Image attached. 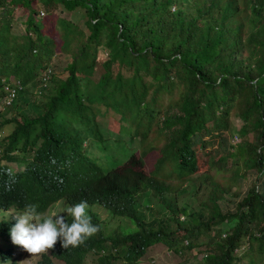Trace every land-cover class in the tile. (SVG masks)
I'll use <instances>...</instances> for the list:
<instances>
[{"label":"trees","instance_id":"obj_1","mask_svg":"<svg viewBox=\"0 0 264 264\" xmlns=\"http://www.w3.org/2000/svg\"><path fill=\"white\" fill-rule=\"evenodd\" d=\"M76 10L74 21L63 14ZM262 17L264 0H0V98L5 83L20 82L0 139V207L86 200L99 231L58 248L65 264H83L87 252L90 264H134L149 245L177 253L206 233L198 264H264ZM108 115L124 125L115 137L100 129ZM8 167H22L10 189ZM199 175L209 188L189 210L177 197ZM143 195L170 214L146 223ZM93 205L128 225L104 228Z\"/></svg>","mask_w":264,"mask_h":264},{"label":"clouds","instance_id":"obj_2","mask_svg":"<svg viewBox=\"0 0 264 264\" xmlns=\"http://www.w3.org/2000/svg\"><path fill=\"white\" fill-rule=\"evenodd\" d=\"M261 22L264 24V17L261 18ZM45 70L47 69L42 70L40 75L48 71ZM41 80L43 84L46 81L44 79ZM19 87V80L3 85L5 92L0 99L4 106L9 107L16 96L15 90ZM10 88H13L14 94L7 100V91ZM4 134L0 132V139ZM235 139L236 136H232L231 142H234ZM2 152V146L0 145V163H2ZM20 169L22 167L11 169L8 167L1 171V175L4 177V185L9 189L15 183L17 172ZM60 182L62 183V180ZM51 185L55 187L59 186L57 182H53ZM153 198L156 197L144 195L141 198H137L140 216L146 223L153 220L151 225H154L157 220L161 219H155L154 216L148 219L145 218L146 214L144 210H150L152 204H156ZM156 199L158 203H161L158 198ZM60 200L65 201L62 198H58L42 211H38V206L32 203L25 204L23 208L14 205H9L6 208L0 207V212H2L0 219L8 221L3 228L2 235H0V263L18 264V261L21 259L19 256L21 255L24 258L29 256L33 260V264H65V261L57 256L58 248L68 249L70 247H78L97 234L99 225L93 224L92 218L88 213V203L86 200L75 204L65 201L69 206L63 208L60 212L44 214L56 201ZM151 202L153 203L151 204ZM7 208H10L9 213L3 215V211ZM68 217H71V222L68 221Z\"/></svg>","mask_w":264,"mask_h":264},{"label":"rangeland","instance_id":"obj_3","mask_svg":"<svg viewBox=\"0 0 264 264\" xmlns=\"http://www.w3.org/2000/svg\"><path fill=\"white\" fill-rule=\"evenodd\" d=\"M64 16L71 18L73 21L80 17L81 13L79 10L76 11H63ZM14 17H17V13H13ZM23 17V15H21ZM13 30L23 33L25 31L24 23L21 20H16L12 22ZM99 57H101L103 54L98 53ZM57 57V56H53ZM61 58H64L62 55ZM55 73L58 74L60 77H64L66 74V70L63 68L62 63H58V65L54 69ZM47 71V70H45ZM36 81V80H34ZM84 79H83V86H84ZM27 87L31 91L36 90L35 84L28 83ZM85 102H87V97L83 99ZM10 114V111H8V107L4 106L3 102L0 99V132L2 134L6 133L12 126V123L7 121V118ZM231 123L233 124L234 130L238 127V121L235 117L230 118ZM104 123V122H103ZM126 124V122H123ZM105 125V129H102V126ZM124 125L119 124V122L116 121L111 115H108L106 117V121L104 124L100 123V129L103 132V135H111L113 137L117 136L121 132V128ZM240 134V131H237ZM244 138L250 139L251 133H246ZM243 137L237 136L238 140L242 139ZM237 140V141H238ZM135 142V141H134ZM137 153V152H136ZM198 158L201 160V157L199 156V152L197 150ZM145 160V167L146 169L150 168L151 165V156L147 155L144 157ZM227 172H224L226 174ZM217 178H220L219 175H216ZM227 181V180H226ZM247 184V180H243L242 186L244 187ZM184 187L186 188L183 193H181L177 197L178 203H185L187 205V208L189 210L196 209L199 207V201L202 200L207 193V190L209 188V181L206 178H203L202 175L190 178L186 181ZM144 196V195H143ZM156 201V204L151 202L152 206L151 209H145V218H150L151 216H154L155 219L158 218H164L165 216L170 214V211L167 210V207L163 205L162 203H158L156 198H153ZM148 201V200H147ZM145 202V201H142ZM69 205L63 201H56L44 214H52V213H58L63 208L68 207ZM93 212L95 211L101 220L105 219V225L104 228L111 227L115 225L117 222H121L123 219L118 216H111L108 214V212L100 206L93 205L91 207ZM160 210V212H159ZM10 211V208H7L3 211V215L8 214ZM2 215V212H0V217ZM178 218L181 222H184L185 216L177 213ZM181 216H183L181 218ZM123 221H126L124 218ZM170 228L174 229V231H177V233L180 232L178 228H174L175 224L174 221H170ZM126 225H128V222L126 221ZM156 225V223H155ZM219 227L221 230L225 229L226 225L224 222H222ZM207 236L206 234H202L197 238V244L191 246L190 248H183L182 251L179 252H173L172 250L166 248L164 243L157 242L155 244L149 245L142 256L138 259V261L134 264H198L202 259L203 252L201 251V248L203 247V241H205ZM95 254L92 252H87L83 258V264H90L92 262V256ZM21 259L18 261V264H33V260L28 256L24 258L23 256H19ZM2 264V263H0ZM111 264H127L126 261L123 259H115L112 261Z\"/></svg>","mask_w":264,"mask_h":264},{"label":"built area","instance_id":"obj_4","mask_svg":"<svg viewBox=\"0 0 264 264\" xmlns=\"http://www.w3.org/2000/svg\"><path fill=\"white\" fill-rule=\"evenodd\" d=\"M13 94H14V90H13V88H10L7 91V100H9ZM261 166H262V169H261L262 170V176L264 178V157L261 159Z\"/></svg>","mask_w":264,"mask_h":264}]
</instances>
